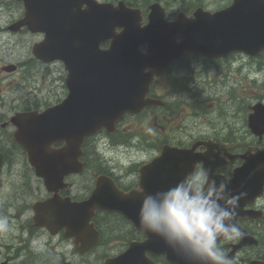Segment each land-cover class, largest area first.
I'll use <instances>...</instances> for the list:
<instances>
[{
    "label": "water",
    "instance_id": "water-1",
    "mask_svg": "<svg viewBox=\"0 0 264 264\" xmlns=\"http://www.w3.org/2000/svg\"><path fill=\"white\" fill-rule=\"evenodd\" d=\"M17 1L23 3L24 17L8 29L18 31L26 26L32 32H44V41L33 46L34 55L43 61L62 59L68 71V97L42 112L19 113L12 120L17 126L14 139L25 148L35 174L43 177L49 191L67 173L82 168L79 157L86 136L102 128L112 132L126 112L136 113L156 102L146 96L153 73L184 52L215 58L232 52L257 56L264 50V0H232L215 11L197 7L190 16L179 12L173 20L166 19L165 8L159 2H153L148 5L146 24L141 10L123 0ZM107 40L109 46L100 50L99 44ZM141 46H146V54L141 53ZM76 54L81 55L79 61ZM57 141H63V145L53 148ZM179 153L176 151L175 156ZM100 180L98 177V188L102 186ZM263 183L264 152L248 159L229 183L232 194H242L235 223L246 215L242 210L245 200L256 196ZM107 191L115 197L112 189ZM97 194L86 202H72L54 194L33 206V223L51 234L64 228L65 236L73 237L76 250L85 252L98 243L97 231L88 226V205L122 211L132 220L138 216L124 199L119 198L121 203L116 205L114 197L106 203V199L95 197ZM93 199L98 206L92 205ZM241 243H247V237H242ZM153 248L175 255L176 264H192L162 239L155 241L152 236L145 245L132 243L104 264H148L144 253ZM61 263L70 264L64 259Z\"/></svg>",
    "mask_w": 264,
    "mask_h": 264
},
{
    "label": "flooded vegetation",
    "instance_id": "flooded-vegetation-1",
    "mask_svg": "<svg viewBox=\"0 0 264 264\" xmlns=\"http://www.w3.org/2000/svg\"><path fill=\"white\" fill-rule=\"evenodd\" d=\"M184 10L187 14L191 13L190 10ZM38 35L40 38L43 37V34ZM100 47L105 48L106 42L101 43ZM241 59L247 62L263 59V63L257 69H253L252 73L257 74L264 70V51L258 56L234 52L215 58L185 52L179 60L171 62L161 72L154 74L147 95L160 103L145 107L138 113L126 114L112 134L101 130L86 139L81 157L86 163L84 170L79 174L66 176L65 182L56 186L57 193L61 197L71 196L77 201L86 199L95 186L97 175H104L106 186L117 189V197L124 199L131 205L133 211L138 213L141 197L136 191L137 187L142 186L148 193L166 190L190 172L195 164H203L231 179L234 171L243 166L248 159L260 156L264 152V78L261 82L257 78H250L255 89L249 91L247 74L239 80L242 85L235 88L233 85L224 84L228 77L219 76L224 71L218 68L219 82L210 79V83L216 85L215 90L219 92L216 95L218 99L213 105L210 101L207 104L202 100L199 87L203 82L207 83L208 78L205 76L204 80L205 71L198 67L196 60L211 67L209 63L214 62L237 65ZM38 62L44 67L58 64L62 70L60 78L63 79V84L65 73L61 61L43 63L38 60ZM21 67L22 65L19 67V64H16L17 71ZM17 82L12 81L9 87ZM62 90L64 93L47 100H27L18 95L11 96L8 101L0 99V119L5 120L16 112L44 109L59 103L66 94L64 84ZM234 98L237 102L236 109L231 106ZM257 105L255 110L254 107ZM253 114L254 124L251 123ZM143 115L153 117L154 124L156 118L161 116L163 120L160 122L164 123V126H161V129L153 128L154 134L131 131L126 127L128 118ZM14 129L15 127L9 124L0 128V139L4 141L5 149L20 150L24 156L21 146L12 139ZM101 143L106 148L119 151L121 158L118 163H114L112 159H105L98 153L97 146ZM59 145L60 143L55 144ZM176 151L181 152L178 155L180 158L175 156ZM163 152L168 158L158 161ZM87 171L88 174L83 175ZM79 176H84L82 181L76 179ZM20 178L21 191L30 200L23 198L20 202L11 204L16 208L15 218L25 212L32 214L34 202L52 195L44 186L42 178L35 175H22ZM243 209L253 211L255 217L238 218L236 222L252 240H255L254 243L240 244V239L233 241L220 239L218 244L231 259L232 264L253 262L260 264L264 262V185L261 193L248 199ZM91 221L99 232L98 246L107 248L99 256L102 261L107 257L121 254L132 243L145 245L149 242L150 236L155 241L158 238L161 240L140 226L138 216L132 220L123 213L105 210L96 211ZM21 228L36 230V227L31 225L30 218ZM62 236V232L57 235L61 239ZM144 258L148 260V264H176L177 260L175 255L169 256L160 248L145 251ZM79 262L83 264L81 259Z\"/></svg>",
    "mask_w": 264,
    "mask_h": 264
},
{
    "label": "rangeland",
    "instance_id": "rangeland-1",
    "mask_svg": "<svg viewBox=\"0 0 264 264\" xmlns=\"http://www.w3.org/2000/svg\"><path fill=\"white\" fill-rule=\"evenodd\" d=\"M106 1H116V0H106ZM139 6L144 3L145 7L148 3L153 0H137ZM165 6L167 10V17L171 18L176 16L177 12L182 8H187L192 10L197 5H202L204 8L209 10H217L221 7L228 5L231 0H159ZM23 6L21 3L15 0H0V99L10 100L11 96L18 95L21 98L27 100H44L52 99L55 95L62 94L63 84L60 74L62 72L60 66L51 65L49 67H44L39 64V62L33 57L31 52L32 44L39 41V35L36 33H31L27 31H22L18 33L11 32L7 29L11 23L15 22L23 15ZM19 64L22 67L16 73H6L1 69L3 65L8 64ZM199 68H202L204 80L207 77L208 82H203L199 87L201 91L202 100L205 103H211L218 99L216 96L219 94L215 90L216 85L210 83L211 80H216L219 82L220 77L225 75L228 79L224 82L227 86H234L237 88L241 86L239 80L243 79L245 75L249 74V91L255 89L252 84L253 78H257L258 81L263 80L264 70L253 74L252 70L257 69L263 59L261 60H250L247 62L245 59H241L239 64L231 65L230 63H209L200 64L199 60H196ZM239 67V70L237 68ZM221 68L224 72L220 73L218 76L217 69ZM206 76V77H205ZM14 80L18 82L14 86H10V83ZM246 83V82H243ZM245 85V84H243ZM230 96V94H229ZM236 100L232 102L231 106L236 109ZM161 116L157 117L154 124L153 117H146L145 115L128 118L126 121V127L131 131H143L148 133L146 129L148 127L161 129L164 123ZM114 138H116L114 136ZM111 156H117L118 154L114 151L109 153ZM22 175H33L30 167L26 165L25 157L20 153L15 154V159L12 164H0V218L6 217L8 220V231H0V260L6 257H14L21 248L19 245L17 236L26 237V231L22 232V225H26L27 220L30 217L28 212H25L22 216L16 215V208L11 206L12 203H17L26 198L25 200H30L21 191V178ZM21 237H20V236ZM36 237V236H35ZM37 241L43 242V250L36 251L33 247V243L21 249V255L18 256L14 261V264H47V253L54 256V253L58 256L67 255L68 257H79L72 252V246L68 244L65 240L60 241L57 237L51 238L45 232L40 231L37 233ZM105 248V247H104ZM107 249V248H106ZM103 247L96 248L91 254L86 255V257H80L81 262L84 264H102L99 260V256L106 251ZM29 250L33 253L29 256ZM109 251V250H108ZM28 253L27 257L25 254ZM29 256V257H28Z\"/></svg>",
    "mask_w": 264,
    "mask_h": 264
},
{
    "label": "clouds",
    "instance_id": "clouds-1",
    "mask_svg": "<svg viewBox=\"0 0 264 264\" xmlns=\"http://www.w3.org/2000/svg\"><path fill=\"white\" fill-rule=\"evenodd\" d=\"M140 51L146 54V46ZM146 131L154 134L152 128ZM229 182V177L198 163L166 190L148 193L139 186V224L192 264H232L218 244L220 239L233 241L244 235L235 223L242 194H232ZM8 228L7 218H0V231ZM32 243L36 251L43 250L42 241Z\"/></svg>",
    "mask_w": 264,
    "mask_h": 264
},
{
    "label": "trees",
    "instance_id": "trees-1",
    "mask_svg": "<svg viewBox=\"0 0 264 264\" xmlns=\"http://www.w3.org/2000/svg\"><path fill=\"white\" fill-rule=\"evenodd\" d=\"M129 4L130 5H135V6H138L139 4L137 3L138 1L137 0H128ZM50 263V262H49Z\"/></svg>",
    "mask_w": 264,
    "mask_h": 264
}]
</instances>
